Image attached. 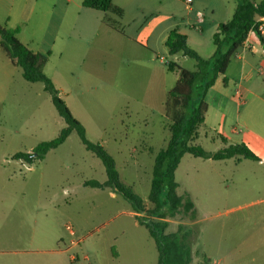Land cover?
<instances>
[{
	"label": "rangeland",
	"instance_id": "374dc122",
	"mask_svg": "<svg viewBox=\"0 0 264 264\" xmlns=\"http://www.w3.org/2000/svg\"><path fill=\"white\" fill-rule=\"evenodd\" d=\"M200 1L205 6L211 1L227 2ZM174 2L178 22L185 23L189 17L186 5L182 0ZM39 11H52L47 0H0V25L18 30L22 42L37 48ZM202 12L205 19L213 16L210 10L202 8ZM218 15L217 10L215 18ZM195 27L192 31L202 35L197 29L202 24L197 22ZM202 37L203 46L196 48L207 59L215 46L209 31ZM180 59L184 68L195 70V60ZM169 61L167 57L166 66ZM52 65L44 70L47 76L53 74ZM73 110L82 116L88 139L104 142L121 181L147 199L155 154L170 139L166 120L142 108L133 120L122 123L120 95L91 102L85 110ZM65 127L44 84L27 82L22 69L0 50V216L22 236L24 248L44 252L31 254L30 263L157 264L155 241L137 222L132 206L110 188L84 186L86 181H106L107 173L76 132L44 160L30 165L15 158L55 139ZM225 130L227 143L246 144L261 161H214L186 155L176 181L179 194L191 197L195 212L168 219L167 233H176L179 227L191 232L192 264H206V259L209 264H264V254L255 253L264 249V115L252 110L251 103L241 111L235 106ZM209 132L215 141L203 139L195 144L211 153L226 146L216 132ZM146 147L154 153L144 151ZM60 251L65 254L58 256Z\"/></svg>",
	"mask_w": 264,
	"mask_h": 264
},
{
	"label": "crops",
	"instance_id": "0c3cea01",
	"mask_svg": "<svg viewBox=\"0 0 264 264\" xmlns=\"http://www.w3.org/2000/svg\"><path fill=\"white\" fill-rule=\"evenodd\" d=\"M83 1L47 0L52 11H39L37 48L23 43L35 53L49 55L44 70L53 64V74L48 76L81 123L82 116L73 108L85 110L91 102L120 95L124 124L138 116L142 108L157 112L167 124L165 99L173 89L172 78L176 84L180 78V71L169 67L176 64L188 70L182 66V54L169 55L166 42L170 33L178 30L198 51L196 47L204 44L202 36L205 31H209L213 38L219 26L231 20L240 3L227 0L218 5L211 1L205 6L200 0H193L194 6L186 7L189 11L187 21L180 23L174 0H113L115 8L123 12L121 16L116 12L103 13L85 8ZM252 1L259 3L261 0ZM202 8L210 10L213 16L204 19L200 29L202 35H196L192 30H196L197 16ZM217 10L220 15L215 18ZM258 21L264 22V17ZM241 51L242 54L238 53L232 60L226 75L219 77L206 94L208 112L197 141H215L216 137L209 132L212 131L226 146L231 145L224 136L227 120L235 106L241 111L251 103L252 110L264 115V42L252 32ZM214 53L215 48L209 58ZM167 57H170L168 66L165 64ZM101 144L105 146L104 142ZM144 151L152 152L153 148L146 147ZM179 169L180 166L176 176ZM41 253L44 252H30L24 248L22 236L15 234L4 216H0V264H31L30 256ZM255 253L264 254V249H256Z\"/></svg>",
	"mask_w": 264,
	"mask_h": 264
},
{
	"label": "trees",
	"instance_id": "16d2710c",
	"mask_svg": "<svg viewBox=\"0 0 264 264\" xmlns=\"http://www.w3.org/2000/svg\"><path fill=\"white\" fill-rule=\"evenodd\" d=\"M239 1L231 20L222 23L213 36L215 53L211 58H203L189 45L187 36L178 30H173L168 37L166 46L169 55L182 54L191 58L196 61V68L189 71L176 64L169 67L171 70L180 71V78L167 94L164 103L170 139L167 146L155 154L151 192L146 200L121 181L116 161L107 149L101 143L88 139L86 128L74 117L53 81L44 72L48 56L35 53L26 46L18 38V30L0 25V50L6 53L13 65L22 69L23 78L27 82L44 84L45 91L50 94L54 106L66 123L58 137L39 144L30 153H18L15 158L30 165L44 160L51 151L65 144L72 133L76 132L86 150L101 160L107 173L106 182L91 180L86 181L84 186L96 189L110 188L132 206L137 222L149 231L155 241L158 251L157 264L193 262L191 232L179 227L176 233H167L168 219L176 218L181 212H195L191 197L188 194H179L180 185L176 181L177 169L186 155L214 161H261L244 143L231 144L214 153L195 144L199 138V130L205 124L208 112L205 97L209 89L216 84L219 77L226 75L232 60L245 46L250 33L258 34L264 42L258 33V20L264 17V0L259 3L252 0ZM83 6L103 13L116 12L119 16L123 14L115 8L113 0H84ZM205 263L209 264L207 259Z\"/></svg>",
	"mask_w": 264,
	"mask_h": 264
},
{
	"label": "built area",
	"instance_id": "2783aa9c",
	"mask_svg": "<svg viewBox=\"0 0 264 264\" xmlns=\"http://www.w3.org/2000/svg\"><path fill=\"white\" fill-rule=\"evenodd\" d=\"M184 2H185V5H186L187 8H189V9L192 8L193 0H184ZM197 17H198V21H197L198 24L199 25L203 24L204 19H205V15L202 12H200V13H198ZM258 23H259V25H258V33H260V35L264 39V22L259 21ZM197 29L200 30L201 28H197ZM234 132H236V130H234ZM67 229L72 231L70 226H67ZM72 234H73V232H72Z\"/></svg>",
	"mask_w": 264,
	"mask_h": 264
}]
</instances>
